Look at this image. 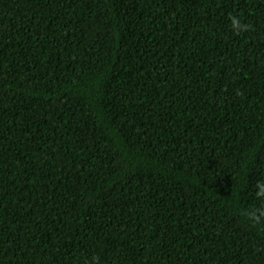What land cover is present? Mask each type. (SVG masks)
Masks as SVG:
<instances>
[{"label":"trees","instance_id":"1","mask_svg":"<svg viewBox=\"0 0 264 264\" xmlns=\"http://www.w3.org/2000/svg\"><path fill=\"white\" fill-rule=\"evenodd\" d=\"M261 187L264 0H0V264H264Z\"/></svg>","mask_w":264,"mask_h":264},{"label":"clouds","instance_id":"2","mask_svg":"<svg viewBox=\"0 0 264 264\" xmlns=\"http://www.w3.org/2000/svg\"><path fill=\"white\" fill-rule=\"evenodd\" d=\"M232 27H233L234 31L241 30V25H240L239 21L235 18L232 19ZM260 194L264 195V187L260 188Z\"/></svg>","mask_w":264,"mask_h":264}]
</instances>
